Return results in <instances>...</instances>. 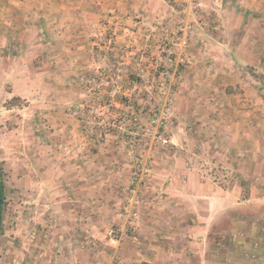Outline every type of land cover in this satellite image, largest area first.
<instances>
[{"label": "rangeland", "instance_id": "374dc122", "mask_svg": "<svg viewBox=\"0 0 264 264\" xmlns=\"http://www.w3.org/2000/svg\"><path fill=\"white\" fill-rule=\"evenodd\" d=\"M240 1L0 0V264L159 238L264 264V12Z\"/></svg>", "mask_w": 264, "mask_h": 264}, {"label": "crops", "instance_id": "0c3cea01", "mask_svg": "<svg viewBox=\"0 0 264 264\" xmlns=\"http://www.w3.org/2000/svg\"><path fill=\"white\" fill-rule=\"evenodd\" d=\"M240 3L252 12H264V0H241ZM154 242L151 249H148V244H145L147 250L145 248L146 251H142L138 255L136 260V262L139 260L138 264H209L207 250L200 251L199 254L198 252L193 253L187 247L184 250L180 248L173 250L171 249L172 243H167L168 247L166 248L160 238Z\"/></svg>", "mask_w": 264, "mask_h": 264}, {"label": "trees", "instance_id": "16d2710c", "mask_svg": "<svg viewBox=\"0 0 264 264\" xmlns=\"http://www.w3.org/2000/svg\"><path fill=\"white\" fill-rule=\"evenodd\" d=\"M0 198L2 200H5V197H4V186H3V183L1 181V177H0ZM4 205H0V224H1V215H2V209H3ZM252 251H255L256 250H252Z\"/></svg>", "mask_w": 264, "mask_h": 264}, {"label": "built area", "instance_id": "2783aa9c", "mask_svg": "<svg viewBox=\"0 0 264 264\" xmlns=\"http://www.w3.org/2000/svg\"><path fill=\"white\" fill-rule=\"evenodd\" d=\"M191 27H184V28H181V31L182 32H186L187 30H189ZM133 216L136 217L137 216V213L134 212L133 213ZM109 236L111 237V239H114L117 237V233L114 229H112L111 231H109Z\"/></svg>", "mask_w": 264, "mask_h": 264}, {"label": "water", "instance_id": "95a60500", "mask_svg": "<svg viewBox=\"0 0 264 264\" xmlns=\"http://www.w3.org/2000/svg\"><path fill=\"white\" fill-rule=\"evenodd\" d=\"M3 203V200L0 198V205Z\"/></svg>", "mask_w": 264, "mask_h": 264}]
</instances>
